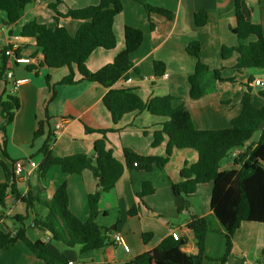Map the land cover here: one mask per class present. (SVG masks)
<instances>
[{
	"label": "crops",
	"instance_id": "0c3cea01",
	"mask_svg": "<svg viewBox=\"0 0 264 264\" xmlns=\"http://www.w3.org/2000/svg\"><path fill=\"white\" fill-rule=\"evenodd\" d=\"M140 1L122 0L123 10L114 21L117 46L113 50L94 51L86 63L90 71L95 72L112 63L124 50V29L130 26L140 29L144 40L140 48L131 55L132 67L127 76L111 88L134 89L144 101L154 97L173 96V106L183 105L190 113L195 127L200 130L229 127L231 121L242 111L245 93L251 95V102L255 107H264V89L254 83L256 79L264 80V68L238 72L235 66L239 54L234 52L228 58L222 56L223 47L248 45L257 39L256 36H250L240 41L232 32L237 25L234 0ZM99 2L100 0H35L23 10L20 20L13 26L4 24L7 16L0 12V65L4 59L6 65L8 63L12 68L15 79L26 80L16 95L19 108L14 114L13 122L5 131L0 129V145L8 155V158H4L0 150V161L3 160L8 167L18 161L26 163L33 160L38 169L43 160L38 152L46 141L47 132L53 131V121L61 117L68 118L69 122L50 143V150L57 157L91 155L95 142L101 139L106 141L107 148L121 161H124L123 148H130L143 156H166L168 137L157 147L153 146V142L154 133L162 129L167 118L147 111L132 112L125 114L114 124L103 103L110 88L94 82L59 85L70 74V68L50 69L42 66V50L37 47L35 39L21 35L23 27L31 21L49 27L62 26L75 35L82 22L70 17H59L56 20V12L51 6L55 5L58 13L64 15L70 10L98 5ZM142 3L170 11L172 18L168 19L156 13L148 14ZM242 10L249 22L261 26L264 35V0H244ZM203 11L207 14L206 25L197 27L194 16ZM192 42L200 43L199 59L208 66V71L200 76L203 95L199 100L190 97L189 77L194 73L197 64V58L187 52V46ZM10 47H14L17 54L29 62L16 64L5 57L3 52ZM156 62L164 64V70L161 69L159 74L155 70ZM72 68L78 80L77 69L75 66ZM216 70H220L223 79L233 80L220 82L216 77ZM7 89L6 79L0 80V127L4 123L1 101L5 99ZM48 120L46 134L35 138L39 124ZM103 130L109 132L104 135L101 133ZM260 133L253 136V143H257ZM198 159V152L194 149H175L163 169L155 167L150 172L126 170L116 187L103 194L98 204L100 214L97 221L107 237L106 246L102 249L79 251L77 255L66 249L62 243H52L50 235L33 225L36 214L43 218L47 213L39 204H35L32 213V210H27L25 203L10 197L7 207L0 214L4 212L15 217L25 215L28 211L29 229L36 230L30 235L27 228L30 240L46 242L51 253L66 264H77L75 260L78 264H125L158 247L174 230L188 237L185 252L197 255L199 249L194 235L187 230V225L197 218L206 217L210 229L206 235L207 259L203 264H222L219 260L226 254V238L222 225L211 209L212 184L199 186L195 195L187 200L173 191V185L183 181L182 170L196 164ZM25 169V173L17 177V188L22 196L38 183L37 169L31 171L28 166ZM221 169H239L234 163L233 155L222 162ZM3 178L4 171L0 165V180ZM144 182L151 183L155 191L144 199V204H140L138 194ZM43 184L42 196L46 200L66 184L71 212L82 221L88 219V195L97 189V180L91 171L69 175L59 167H52ZM19 205L24 207V214L16 212ZM138 205V215L130 216L129 211ZM37 207H41L42 211H38ZM180 207L183 208L181 212L178 210ZM8 221H0V230H6ZM115 234L125 238L130 247L129 252L114 244ZM144 234H151L147 243L143 240ZM232 244V256L226 264H256L261 260L264 250V223L243 222L235 232ZM0 264L45 262L38 259L24 243L18 242L0 249Z\"/></svg>",
	"mask_w": 264,
	"mask_h": 264
},
{
	"label": "trees",
	"instance_id": "16d2710c",
	"mask_svg": "<svg viewBox=\"0 0 264 264\" xmlns=\"http://www.w3.org/2000/svg\"><path fill=\"white\" fill-rule=\"evenodd\" d=\"M35 0H0V12L7 16L5 25L13 26L21 18V13ZM141 2L140 0H136ZM237 25L232 29L238 39L246 40L250 36H256V41L248 45L239 44L234 48L223 47V58L230 57L234 52L239 54L235 66L236 71L244 69L264 68V35L260 25L249 22L243 13L244 0H234ZM143 4V3H142ZM148 14L156 13L168 19L172 13L166 9L143 4ZM56 12L55 19L70 17L82 22L75 35L62 26L49 27L46 24L31 21L27 23L21 32L23 37L34 38L38 48L42 50V66L50 69L63 67L70 68V74L63 78L59 85H76L80 82H94L105 88H110L103 98L104 106L111 114L114 124H117L125 114L147 111L152 115L164 117L168 120L162 125L161 130L154 133L153 146H159L168 137L165 157L143 156L130 148H123L124 161L119 160L113 151L107 148L104 139L95 142L91 155L76 154L66 157H57L50 150L53 140L51 131L47 132L44 145L38 154L43 160L37 169L38 183L30 187L27 194L22 196L17 188V177L11 167L2 160L0 165L4 171V178L0 180V211L7 207L8 199L14 198L26 204L27 210L35 208V204L43 206L46 216L36 214L33 225L41 231H50L51 240L60 242L68 247H78L81 252H89L102 249L106 246V234L98 224V204L101 196L110 192L123 176L126 170L150 172L155 167L163 169L169 161L175 149L190 148L198 152V162L181 172L183 181L173 185V191L177 196L189 199L195 195L199 186L212 184L211 209L214 216L224 229L226 238V254L219 260L226 264L232 256V240L235 232L243 222L264 223V107L257 108L251 102V95L245 93L242 99V111L233 119L230 126L218 130L197 129L192 117L183 105L173 106V96L154 97L144 101L134 89L111 88L120 79L127 76L132 67L131 55L135 53L144 40V34L140 29L127 26L124 29L125 48L119 53L112 63L92 72L86 63L91 54L97 49L113 50L117 46V38L114 32V21L123 10L122 0H100L98 5L89 6L79 10H70L62 15L58 13L55 5L51 6ZM197 27H203L207 22L206 12H199L194 16ZM201 45L192 42L187 46V52L197 58L194 73L189 77L190 97L199 100L203 93L200 86V76L208 71V66L200 61ZM5 55V51L3 52ZM73 66L76 67L79 79L76 80ZM164 70V64L155 63L156 73ZM6 62L0 65V80L6 75ZM216 77L220 82L231 81L223 79L220 70H216ZM49 84V77L46 78ZM6 97L1 101V116L4 123L0 129L13 122L14 114L19 108L16 95L9 90V82ZM264 95V93H262ZM49 120L41 122L35 133V138L46 134ZM109 130L101 131L106 135ZM260 133L257 143L251 140ZM4 158H8L5 149L0 145ZM238 150L234 157L235 165L239 169L224 171L221 169L224 159ZM52 167H59L62 172L75 175L85 170L93 173L97 180V189L88 195L89 217L82 221L76 217L69 208V195L67 185L63 184L54 194L51 200H46L43 181L47 172ZM154 186L149 182L142 184L138 194L140 204L144 199L153 194ZM139 205L129 211L130 216L139 213ZM179 212L183 210L180 207ZM25 215L11 217L6 213L0 214V221L9 220L12 227L6 223V230H0V249L8 248L18 242L24 243L32 253L45 264H66L51 253L46 242L32 241L27 235ZM210 229L209 220L206 217L197 218L187 225L196 240L199 252L190 255L185 252L188 237L181 235L179 240H174L170 235L158 247L139 255L134 260L125 264H203L207 259L206 235ZM151 234H144L143 240L148 242ZM93 264V263H91ZM242 264V263H241ZM256 264H264V250L261 260Z\"/></svg>",
	"mask_w": 264,
	"mask_h": 264
},
{
	"label": "built area",
	"instance_id": "2783aa9c",
	"mask_svg": "<svg viewBox=\"0 0 264 264\" xmlns=\"http://www.w3.org/2000/svg\"><path fill=\"white\" fill-rule=\"evenodd\" d=\"M5 57H8L9 59H11L16 64L29 62L28 59H24V58L20 57L17 54V52L15 51L14 47H10L9 49H7L5 51ZM7 65H8V63H7ZM7 65H6V67H7ZM5 76H6V80H8V82L10 84L9 85L10 93L12 95H17L19 88L26 82V80L15 79L14 75H13L12 68L10 67V65H8ZM254 83L257 87H261L264 89V80L256 79ZM68 122H69V119L64 118V117L55 119L53 121V131H52L53 138H55L66 127ZM238 153L239 152L237 150H235L232 153L233 157H236L238 155ZM26 166H28V170L30 169L31 171L32 170L35 171V169H37L36 162L33 160H29L26 163L24 161H18L14 164V173H15L16 177H19L25 173ZM171 236L174 238V240H179L181 235L179 232L174 230L171 232ZM113 241H114L115 245L122 247L125 252L130 251V247L122 235L115 234L113 236ZM68 264H74V263L69 262Z\"/></svg>",
	"mask_w": 264,
	"mask_h": 264
},
{
	"label": "rangeland",
	"instance_id": "374dc122",
	"mask_svg": "<svg viewBox=\"0 0 264 264\" xmlns=\"http://www.w3.org/2000/svg\"><path fill=\"white\" fill-rule=\"evenodd\" d=\"M225 161V159L223 160V162ZM52 199V196L51 197H48L47 198V200H51ZM24 207L22 206V205H19L18 206V208H17V210H16V212L17 213H21V214H24V209H23ZM44 209V208H43ZM37 210L38 211H42V208L40 207H37ZM30 212H31V210H30ZM102 217V216H101ZM29 223H30V221H29V219H26L25 220V225H26V227L28 228V232H30V235H32L34 232H36V230L35 229H33V228H31V229H29ZM52 243H54V244H61L60 242H56V241H54V240H52ZM64 247H66V249H68L69 251H72V253H77V255H78V253H80L79 251V248L78 247H68V246H64ZM75 262L78 264L79 262L77 261V260H75Z\"/></svg>",
	"mask_w": 264,
	"mask_h": 264
},
{
	"label": "water",
	"instance_id": "95a60500",
	"mask_svg": "<svg viewBox=\"0 0 264 264\" xmlns=\"http://www.w3.org/2000/svg\"><path fill=\"white\" fill-rule=\"evenodd\" d=\"M10 35H12V31L10 32ZM5 79H6V76H5ZM250 91H251V90H250ZM7 224L9 225V227H11V222H10V221H8ZM42 232H45L46 234L52 236V234H51L50 231H44V230H42Z\"/></svg>",
	"mask_w": 264,
	"mask_h": 264
}]
</instances>
